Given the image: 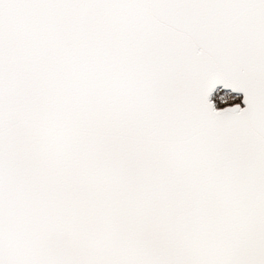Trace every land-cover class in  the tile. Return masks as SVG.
<instances>
[{
    "label": "snow or ice",
    "instance_id": "snow-or-ice-1",
    "mask_svg": "<svg viewBox=\"0 0 264 264\" xmlns=\"http://www.w3.org/2000/svg\"><path fill=\"white\" fill-rule=\"evenodd\" d=\"M0 264H264V0H0Z\"/></svg>",
    "mask_w": 264,
    "mask_h": 264
}]
</instances>
